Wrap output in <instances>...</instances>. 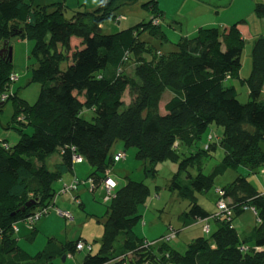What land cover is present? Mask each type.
Segmentation results:
<instances>
[{
    "label": "trees",
    "instance_id": "obj_1",
    "mask_svg": "<svg viewBox=\"0 0 264 264\" xmlns=\"http://www.w3.org/2000/svg\"><path fill=\"white\" fill-rule=\"evenodd\" d=\"M33 1L0 0V43L9 49L14 36L33 40L30 56L37 66L31 80L40 83L33 104L18 91L10 92L17 78L13 59L9 50L0 54V112L12 100L8 126L20 125L15 144L0 139V264H51L55 257L77 250L83 238L61 244L50 238L45 248L31 254L13 230L15 223L19 232L23 222L31 226L28 240L38 236L36 222L50 212L61 191L54 184L65 172L73 174L72 189L83 185L95 191L102 186L104 191L101 246L92 253V244L82 241V250L90 252L80 264H264V191L249 179L264 167V34L254 36L250 73L243 78L247 40L238 21L230 27H200L157 58L144 38L149 32L168 40L157 0L150 4L148 22L115 34L103 32L102 25L112 16L119 15L121 21L119 11L129 0H101L94 10L80 6L72 18L65 16V3ZM257 8L264 13V3ZM132 60L136 65L130 74L124 65ZM233 80L247 86V101L240 99ZM20 114L24 118L18 120ZM211 125L221 131L208 137ZM23 126H32L33 132ZM119 140L124 150L115 152ZM130 148L138 162L119 165L130 156ZM57 152L60 161L51 168L47 161ZM76 157L90 166L84 179L74 173ZM217 157L207 173L208 162ZM165 162L173 171L168 189L190 202L180 216L182 226L214 219L213 227L205 230L210 235L195 238L184 252L165 250V245L158 252L134 230L142 219L139 204L151 193L146 179L156 178ZM239 167L245 172L218 187L216 209L207 210L198 195L210 189L218 175ZM108 180L113 182L109 191ZM221 202L225 210L219 208ZM43 209L48 212L28 222ZM246 210L253 211L257 221L240 235L233 222ZM160 240L170 241L165 236Z\"/></svg>",
    "mask_w": 264,
    "mask_h": 264
},
{
    "label": "rangeland",
    "instance_id": "obj_2",
    "mask_svg": "<svg viewBox=\"0 0 264 264\" xmlns=\"http://www.w3.org/2000/svg\"><path fill=\"white\" fill-rule=\"evenodd\" d=\"M129 1L131 2V0ZM129 1L124 4L119 11L123 16L122 20L119 21V15L116 16V18L112 16L103 23V32L115 34L120 31V29L134 26L140 22L149 21L153 13L149 7L154 0H133L132 3H129ZM157 1L158 9L163 11L160 23L168 36V40L162 41L152 36L149 32L144 33L147 45L149 44V46H152V53L154 57L157 58L175 49L181 38L194 36L197 30L204 26H213L216 24V26L220 27H230L238 21L239 27L241 26L242 29L241 32L243 36L245 35L244 37L249 39L255 34H264L263 7L260 10L257 8L259 3H264L263 0ZM57 2L66 4L67 10L65 16L67 18H72L74 12L78 10L80 6H84L85 9L94 10L99 6L101 0H34L33 4L47 5ZM154 7L156 8V5H154ZM3 44L2 42L0 43V50L4 47ZM10 45L13 48V74L17 76L16 80L10 83V92L18 91L20 97L29 104H33L38 99L40 92V83L31 80L33 66H37L33 64L34 58L30 56L34 41L29 38L20 39V37L14 36L10 39ZM243 63H246L243 73H246V58ZM134 64V60L126 62L124 68L127 67L126 71L128 73H134L136 65ZM240 87L242 86L240 85ZM239 91L241 92L242 89H239ZM129 101L130 97L127 95L126 103ZM162 107L163 104H161V109ZM13 113V102L12 100H8L4 110L0 112V139H5L7 145L15 144L20 137V132L17 129L20 127L19 123L15 122L12 127L8 126ZM22 117L24 118V116L20 114L16 118L20 120ZM23 127L25 130L28 129L27 132H33L32 126ZM219 131H221V127L211 125L206 134L209 137L210 134L215 135V133ZM121 150H124L123 142L119 140L114 145V151L119 152ZM127 154L130 156L125 161H122V163H119V165H124L125 162H128V166H133L131 161L138 162L134 148L128 149ZM218 157H220V154ZM218 157L208 162L205 168L207 173L216 165L219 159ZM59 161L60 155L57 152L51 155L47 162L49 167L52 168L53 165ZM75 161L74 173L76 177L79 179L86 178L90 171L89 164L86 160L79 159ZM172 172L171 164L165 162L160 166L156 178L146 179V182L150 186L151 193L147 201L139 204L138 209L142 214V219L134 229L137 235L153 243L154 248L158 252L163 245H165V250L171 247L184 252L188 248L189 243L195 238L201 235H210L206 233L205 225H197L191 229L182 226V219L180 216L184 211L188 210L190 202L187 199H182L177 191H170L168 189L167 182L171 179ZM239 172L244 173V167H239L237 170L228 169L224 173L218 175L214 180L213 186L205 193L198 195L200 203L207 210L214 211L219 199L217 188L228 185L236 178ZM249 179L252 182L257 181L258 189L264 191L263 168L256 173H252ZM73 182V174L71 172H65L62 178L54 184L55 190L61 189L62 191L65 185L70 187ZM61 191L56 192L51 203L52 208L50 212L43 215L36 222L39 234L33 241L26 238L31 232V226L23 222L19 223L20 231L16 233L19 244L31 254H35L46 247L50 238L53 240V243L57 244L83 238L81 242L84 241L92 244V253H96L101 246L104 222L106 220V205L103 200L104 191L102 190V186H99L95 191L91 190V186L87 188L83 185L79 186L77 190L69 188L67 191ZM80 204H82L81 207ZM61 210L68 212L71 217H65L60 214ZM256 221L253 212L245 211L235 218L233 224L239 234L242 235L246 234L248 230H251L256 224ZM173 228L175 231H178L177 235L172 237L168 243H163L160 239L164 236L168 237L172 235ZM89 252L90 251L86 249L76 250L72 254V258L70 256L66 257V259L63 256L55 257L51 261V264H80Z\"/></svg>",
    "mask_w": 264,
    "mask_h": 264
},
{
    "label": "crops",
    "instance_id": "obj_3",
    "mask_svg": "<svg viewBox=\"0 0 264 264\" xmlns=\"http://www.w3.org/2000/svg\"><path fill=\"white\" fill-rule=\"evenodd\" d=\"M240 29H241V26H240ZM242 30V29H241ZM256 35H259V34H255L254 36ZM245 36V35H244ZM254 36L253 37H250L249 39L245 37V39L247 40L246 41V46H245V50H244V56H243V62H244V59L246 58L247 59V71L246 73H243L244 72V69H245V66H246V63H242L243 64V68L241 70V77L243 78H246L249 73H250V53H251V49H252V42L254 40ZM249 67V68H248ZM232 84L236 87V90H237V93L240 97V99L245 102L247 101L248 99V88L247 86H242L240 87V84H239V81L238 80H233L232 81ZM239 89H242V91L240 92ZM245 96V97H244ZM244 97V98H243ZM222 133V132H221ZM254 184L257 185L258 182L257 181H254ZM263 191V190H261ZM79 195V194H78ZM216 209V208H215ZM64 211V210H63ZM215 211V210H214ZM212 211V212H214ZM246 211H251V210H246ZM253 212V211H251ZM254 213V212H253ZM61 214V213H60ZM255 214V213H254ZM255 217H256V214H255ZM213 223H214V219L212 218H209L207 220H201V221H198L192 225L189 226V229L197 226V225H209V227H212L213 226ZM38 228V227H37ZM188 228V227H187ZM39 230V229H38Z\"/></svg>",
    "mask_w": 264,
    "mask_h": 264
},
{
    "label": "built area",
    "instance_id": "obj_4",
    "mask_svg": "<svg viewBox=\"0 0 264 264\" xmlns=\"http://www.w3.org/2000/svg\"><path fill=\"white\" fill-rule=\"evenodd\" d=\"M77 159H79V157H76V160ZM112 185H113V182L111 180H108V184H107V190L108 191L111 189ZM69 188L72 189V188H76V187H75V185H71L70 187L65 185L61 192L67 191V190H69ZM219 208H221L222 210H225L226 209L225 203H223V202L219 203ZM47 212H48V209H43L41 212L37 213L36 215L30 216L28 218V222L29 223H33L34 220L40 218L42 214H45ZM62 215L67 216V217H71V215L68 212H66V211H63ZM77 248L79 250H82L84 248V244L82 242H79L77 244Z\"/></svg>",
    "mask_w": 264,
    "mask_h": 264
},
{
    "label": "clouds",
    "instance_id": "obj_5",
    "mask_svg": "<svg viewBox=\"0 0 264 264\" xmlns=\"http://www.w3.org/2000/svg\"><path fill=\"white\" fill-rule=\"evenodd\" d=\"M79 159H81V158H79ZM263 172H264V167H263ZM61 212V214H62V210L60 211ZM13 230H14V232L15 233H17L18 232V230H19V228H18V226H16L15 225V223H14V225H13ZM205 230H209V226L208 225H206L205 226ZM176 232V233H175ZM177 232L178 231H175V230H172V235H169L167 238L169 239V240H171V238L172 237H175L176 235H177ZM78 244V243H77ZM77 248V247H76ZM77 250H79L78 248H77ZM177 250H179V249H177ZM66 257H68V256H70L71 258H72V254H70V253H68L67 255H65ZM66 259V258H65Z\"/></svg>",
    "mask_w": 264,
    "mask_h": 264
},
{
    "label": "water",
    "instance_id": "obj_6",
    "mask_svg": "<svg viewBox=\"0 0 264 264\" xmlns=\"http://www.w3.org/2000/svg\"><path fill=\"white\" fill-rule=\"evenodd\" d=\"M7 50H9V55H10V57H12V55H13V49H12V47H10L9 49L6 48V47H3V48L0 50V54H2L3 51H7ZM63 257L66 258L65 255H64Z\"/></svg>",
    "mask_w": 264,
    "mask_h": 264
}]
</instances>
